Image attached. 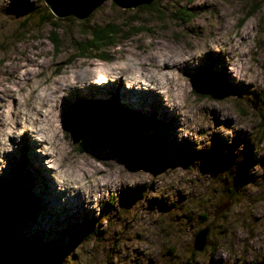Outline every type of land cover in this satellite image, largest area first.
<instances>
[{
    "label": "rangeland",
    "instance_id": "374dc122",
    "mask_svg": "<svg viewBox=\"0 0 264 264\" xmlns=\"http://www.w3.org/2000/svg\"><path fill=\"white\" fill-rule=\"evenodd\" d=\"M141 6L105 0L77 18L55 16L43 0H0V138L10 148L0 152V182L13 185L19 177L36 200L34 214L20 206L9 216L0 212V264H256L264 258V0ZM109 22L130 29L106 47V57L76 56L88 24ZM187 51L198 60L174 62ZM156 61L170 69L166 89L142 94L127 87L125 73L133 77L139 66L154 73ZM110 68L125 72L89 83ZM198 68L204 80L194 90ZM232 70L242 84L227 83ZM107 100L119 109L115 117L99 110ZM77 101L87 110L80 112ZM151 101L157 118L146 106ZM31 116L49 143L24 130ZM93 120L116 126L132 144L101 135ZM68 128L80 129L93 147L80 152ZM138 148L152 161L137 164ZM206 225V245L193 251V236ZM9 233L34 239L39 253L15 249Z\"/></svg>",
    "mask_w": 264,
    "mask_h": 264
},
{
    "label": "trees",
    "instance_id": "16d2710c",
    "mask_svg": "<svg viewBox=\"0 0 264 264\" xmlns=\"http://www.w3.org/2000/svg\"><path fill=\"white\" fill-rule=\"evenodd\" d=\"M141 8L146 9L149 8L148 5H142ZM55 21V20H53ZM125 25V24H124ZM57 27V26H56ZM88 29L83 32V34L86 36L84 40H79L76 44V56L82 57L85 55H96L99 58H105L106 53V47L109 45H112L116 43V40L118 39V36L124 37V32L128 31L130 29L129 26H125V28H120L117 26V24L113 22L105 23L102 25H89ZM141 26H136L135 31H141ZM131 32H128L126 35H129ZM57 32L52 31L51 32V40L53 41L54 45L58 44V37ZM127 37V36H126ZM198 75L192 76L191 82H192V88L194 90L200 89L202 87V80L203 79V68H199ZM202 92V91H201ZM204 95L206 93L204 92ZM78 110L80 112H84L87 110L86 106L82 104V102L78 103ZM102 105L99 107V110L101 113L107 115V116H113L115 117L118 115L119 109L116 106V104L112 103L110 100L103 101L101 103ZM262 121H264V113L262 114ZM69 137L73 142L78 143V150L80 152H85L90 150L93 147V142L91 139H86L83 137V134L81 133L80 129H74V128H68ZM13 184H16L21 187V203L20 207L23 208V210L30 212L31 214H34L36 212L35 209V201L31 198V194L29 192L28 187L26 186V183H24V180L19 179V177H13L11 178ZM2 188V184L0 183V190ZM9 239L12 243V246L20 250L26 254L31 255H37L39 253V246L36 243V241L32 238L23 237V236H16L14 233H9Z\"/></svg>",
    "mask_w": 264,
    "mask_h": 264
},
{
    "label": "water",
    "instance_id": "95a60500",
    "mask_svg": "<svg viewBox=\"0 0 264 264\" xmlns=\"http://www.w3.org/2000/svg\"><path fill=\"white\" fill-rule=\"evenodd\" d=\"M46 6L49 8L51 13L55 16L62 17L67 15H74L77 18L86 17L92 10L99 6L105 0H43ZM116 5L121 8L136 7L139 5H149L154 0H111ZM63 7L69 8L68 10L63 9ZM108 122V119L105 120ZM92 126L103 136H110L115 139L122 146L129 147L132 142H125L122 140L121 134L118 132L116 126L106 128L104 126V121L93 120L90 122ZM147 155L148 159H143V155ZM137 164H146L151 162V155L141 149L136 150ZM145 161V162H144ZM21 203V188L16 184L3 185L0 190V212L4 216H9L13 211H15ZM229 205V201L225 202L223 206L218 208L214 213L217 216L223 208ZM209 230V226L206 225L204 228L198 230L192 239L191 247L193 251H202L206 245V236ZM188 264V263H183ZM256 264H264V258L258 261Z\"/></svg>",
    "mask_w": 264,
    "mask_h": 264
},
{
    "label": "bare ground",
    "instance_id": "6f19581e",
    "mask_svg": "<svg viewBox=\"0 0 264 264\" xmlns=\"http://www.w3.org/2000/svg\"><path fill=\"white\" fill-rule=\"evenodd\" d=\"M215 30H216V34H218L217 29H215ZM214 33L215 32L213 31V34ZM214 37H216V36H214ZM211 44H213V42H209L208 41V43H206L203 46H204L205 49H209L211 47ZM220 51H221V49H220ZM194 55L195 54L192 51H187V52H185L182 55H179L178 54V56L174 60V62H178L179 65H186V64L193 63L196 60H198V57L196 58V55L195 56ZM154 64H155V68H154L155 69V72L154 73H150V72H149L150 74L144 73V71H143L144 69H142L140 66L137 68V70L140 71L141 73L138 72L133 77L132 76H128V74L125 73L126 77L128 78V80L126 81V82H128L127 87L128 88L129 87H133L135 90H137L138 93H142V94H145V93L149 92L150 90H148V88H151L152 89L151 91H155V92H156V90L158 88L159 89H166L167 86L169 85V83L171 81V77H172L171 76L170 69H164L165 63L164 62H161V61H156ZM169 66L171 67L172 66V63L169 64ZM154 69H152V70H154ZM232 71H233L232 74L228 73V75H227V83L232 84V85H234L236 83H241V82H237V81H241V80L235 74L234 70H232ZM120 72H125V70L124 69H111L110 71L105 70L99 76L90 77V79H89L90 82L89 83H91V84L92 83H101L100 81L103 82L104 80H106L108 78H111V77H114V78L117 77L118 78V77H120L119 76V73ZM97 80H99V82H94V81H97ZM159 100L162 101V98L161 99L159 98ZM52 101H55V100H52ZM151 102H152L151 105L148 104L146 106L149 107V108H152V114L154 115V113H156V109H154V108H156V106L155 105H152L154 103V101H151ZM33 111H36V108ZM165 112L166 111L163 110V114H165ZM217 115H221L222 116V114H220V113H217ZM154 117L157 118V115H154ZM162 118H164V116H162ZM32 120H33V122H30L29 120H27V122L25 124H23L24 130H26L27 128H31L30 133L33 134V135L34 134L37 135V138H35L36 140H41V141H44L46 143H49V141H48L49 139H46V137L44 135V128L41 127V126H39V125H36L37 123L35 122L34 117H32ZM223 120H224V118H223ZM25 143L29 144L28 139L25 141ZM6 144L7 143H5L4 141H2L1 138H0V150H2L0 152H3L4 153L5 151H9L10 148L9 147H6L7 146ZM21 153H23L22 150H21L20 154ZM98 171H102V169H99ZM21 191H22V189H21Z\"/></svg>",
    "mask_w": 264,
    "mask_h": 264
},
{
    "label": "flooded vegetation",
    "instance_id": "af4514ba",
    "mask_svg": "<svg viewBox=\"0 0 264 264\" xmlns=\"http://www.w3.org/2000/svg\"><path fill=\"white\" fill-rule=\"evenodd\" d=\"M209 230H210V227H209Z\"/></svg>",
    "mask_w": 264,
    "mask_h": 264
}]
</instances>
